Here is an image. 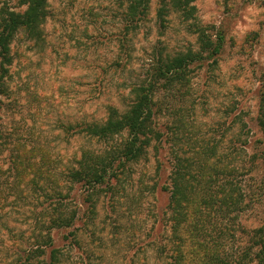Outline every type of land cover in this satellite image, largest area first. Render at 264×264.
I'll return each instance as SVG.
<instances>
[{"label": "rangeland", "instance_id": "obj_1", "mask_svg": "<svg viewBox=\"0 0 264 264\" xmlns=\"http://www.w3.org/2000/svg\"><path fill=\"white\" fill-rule=\"evenodd\" d=\"M2 5L24 10L18 0H0ZM194 5L198 22L224 37L223 48L215 62L206 60L191 66L188 81L177 93L179 103L172 102L169 90L161 93L167 110L159 122L167 128L172 121L171 108L181 107L186 126L176 140L179 153L184 157L197 155L203 141L209 140L227 154V162L231 160L238 167L236 180L247 209L236 214L233 225L237 240L229 248L236 250L241 243L240 226L258 224L264 207V160L260 155L264 145L255 122L257 92L264 81V0H194ZM156 8L157 0H151L147 20L124 40L118 0H48L42 41L28 40L20 32L10 45L13 59L8 93L0 95V119L7 132L45 146L51 169H62L83 149L99 148L95 140L73 133L78 129L76 123L102 120L110 104L123 108L128 85L143 76L155 49L156 53L162 48L171 56L198 50L195 35L176 16L172 15L162 30L156 21ZM171 146V141L167 142L162 155L151 152L148 161L136 165L114 192L99 197L96 223L103 232L91 237L87 229V236L81 235L86 237L88 254L105 256L101 263L129 264L136 247L148 241V211L150 207L160 210L168 201V193H152L150 187L154 179L161 184L167 181ZM156 160L164 163L158 177ZM31 192H27L30 196L23 207L35 206L32 198L37 191ZM78 193H70L69 205L88 207L80 203ZM2 196L0 203L4 212H9V207H14L11 198ZM16 217L13 212L4 215L2 225L6 222L25 229ZM5 244L11 240L1 234L0 247ZM73 256L78 257L75 252Z\"/></svg>", "mask_w": 264, "mask_h": 264}, {"label": "trees", "instance_id": "obj_2", "mask_svg": "<svg viewBox=\"0 0 264 264\" xmlns=\"http://www.w3.org/2000/svg\"><path fill=\"white\" fill-rule=\"evenodd\" d=\"M118 1L125 40L147 20L151 0ZM18 3L24 10L0 6V95L5 97L13 59L11 42L20 32L28 40L42 41V25L48 15V0ZM172 15L195 35L198 50L171 56L162 48L156 53L155 49L143 76L128 85L123 108L110 104L102 120L76 123L78 129L73 133L95 140L99 148L83 149L62 169H51L52 160L45 146L23 135L9 134L0 119V157L4 158L0 165V197L4 194L5 200L11 198L14 206L4 212L0 203V235L7 234L11 240V244L0 247V264H103L105 256L88 254L83 237L87 229L91 237L103 232L96 223L99 197L114 192L136 165L148 161L151 152L162 155L169 141L172 146L168 150L167 181L161 184L154 179L150 187L152 193H168V201L160 210L150 207L148 241L136 247L129 264H264V207L258 224L240 226L239 249L229 248L237 240L233 226L236 214L247 209L236 180L238 167L231 160L227 162V154L209 140L203 141L197 155L184 157L179 153L176 140L186 126L181 107L171 108L172 121L167 128L159 122L167 110L161 93L169 90L172 102L179 103L177 93L188 81L191 66L206 60L215 62L224 44L221 34H212L209 27L198 22L194 0H157L155 17L162 30L168 27ZM257 93L255 122L264 145V81ZM260 155L264 160V148ZM163 165V160H156V177ZM261 190L264 194V180ZM28 191H37L32 198L34 207H23L30 196L26 195ZM72 191L79 192L80 203L88 207H79L78 203L70 206ZM10 212L25 229L6 222L2 225L1 218ZM74 252L78 257L73 256Z\"/></svg>", "mask_w": 264, "mask_h": 264}]
</instances>
